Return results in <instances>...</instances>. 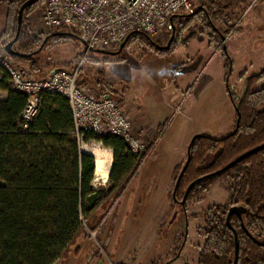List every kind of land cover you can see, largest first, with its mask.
<instances>
[{
    "label": "rangeland",
    "instance_id": "rangeland-1",
    "mask_svg": "<svg viewBox=\"0 0 264 264\" xmlns=\"http://www.w3.org/2000/svg\"><path fill=\"white\" fill-rule=\"evenodd\" d=\"M14 2L0 0L1 49L17 34L22 5ZM219 2L203 1L200 8L208 19L184 25L180 37L176 35L174 42L189 40L188 46L176 50L177 43H173L169 51H159L158 46L165 47L170 41L172 30L151 39L150 45L139 38L129 41L118 56L86 53L76 34L44 44L52 35L41 25L44 0L25 12L21 35L37 41L27 50L35 55L37 72L33 73L29 63L11 58L13 63L37 79L55 69L80 68L79 83L95 95L104 93L115 99L147 147L123 191L105 207V214L100 213L103 220L96 223V230L85 225V237H77L56 264H166L179 254L181 261L176 264H198L206 242V215L228 204L227 181L216 182L188 200L184 208L173 199L176 181L195 136L222 139L236 131L235 105L245 91V81L264 67V15L253 18L264 0L251 12L229 11L226 15L232 27L224 20L225 10ZM243 13L240 26L237 16ZM99 151L113 159L112 150L102 144L87 150L90 154ZM109 187V179L104 183L95 178V190ZM184 245L183 252L178 250Z\"/></svg>",
    "mask_w": 264,
    "mask_h": 264
},
{
    "label": "trees",
    "instance_id": "trees-1",
    "mask_svg": "<svg viewBox=\"0 0 264 264\" xmlns=\"http://www.w3.org/2000/svg\"><path fill=\"white\" fill-rule=\"evenodd\" d=\"M9 1H20L21 6L27 0ZM206 15L202 8L192 18H182L181 23L177 18L174 21L176 35L180 37L184 25L205 19ZM58 34L52 39L74 37ZM136 38L146 45L152 43L148 36L139 33L132 35L129 41ZM25 40L21 35L15 50L31 55L27 50L37 41L29 37ZM190 42H174L177 43L174 49L186 47ZM34 57L11 58L31 64L36 73ZM261 82L264 83V67L245 81V91L239 101V128L222 139L207 136L197 139L190 165L179 184L177 200L182 199L194 183L190 200L216 182L227 181L228 204L212 208L206 215V242L199 253L198 264H234L236 241L230 227L239 238L238 264H264V246L261 245L264 243V150L229 171L215 175L243 154L264 144V85L254 89ZM1 93L7 97H0V264H56L77 237H85V225L96 230L97 222L103 220L100 213L120 195L139 163L121 139L100 140L86 135V143L95 141L113 152L110 187L95 190L96 159L79 150L69 102L58 94H45L39 115L24 132L21 114L27 99L13 89L9 76L3 71H0ZM234 206L247 211L243 215L244 226L238 216H233L227 226L228 210ZM175 259L177 257L166 264Z\"/></svg>",
    "mask_w": 264,
    "mask_h": 264
},
{
    "label": "built area",
    "instance_id": "built-area-1",
    "mask_svg": "<svg viewBox=\"0 0 264 264\" xmlns=\"http://www.w3.org/2000/svg\"><path fill=\"white\" fill-rule=\"evenodd\" d=\"M203 1L44 0L41 25L50 34L65 32L79 35L88 49L116 51L136 33L145 34L150 39L171 33V19L193 14ZM260 1L252 0L249 10ZM236 27L234 25L233 30ZM86 55L81 65L86 61ZM0 71L9 76L13 89L27 99L21 114L22 131L27 132L39 115L43 96L58 94L69 102L74 119L73 133L82 153L95 144H101L95 141L86 143V135H94L100 140L115 137L124 142L138 163L142 162L147 147L134 133L129 117L110 95H95L82 86L79 83L80 68L55 69L46 77L37 79L23 72L5 49L0 48Z\"/></svg>",
    "mask_w": 264,
    "mask_h": 264
},
{
    "label": "water",
    "instance_id": "water-1",
    "mask_svg": "<svg viewBox=\"0 0 264 264\" xmlns=\"http://www.w3.org/2000/svg\"><path fill=\"white\" fill-rule=\"evenodd\" d=\"M43 0H28L26 1L19 9V12H18V25H17V34H16V37L14 40H12L11 42H9L6 46H5V52L10 56V57H19V58H32V55H25V54H21L20 52L16 51L14 49L15 45L17 44V42L19 41L20 39V36H21V32H22V27H23V22H24V14L26 12V10H28L29 8L35 6L36 4L42 2ZM202 8H199L196 12H194L193 14H190V15H183V16H176V17H173L171 19V23L173 25V33H172V36H171V39L170 41L168 42V44L165 46V47H159L158 46V50H161V51H169L175 41V37H176V30H175V25H174V20L176 18H192L196 13H198ZM60 34L58 33H54L48 37H46L45 41H44V44H46L49 40H51L52 38L58 36ZM70 35V34H68ZM134 35V34H133ZM132 36V35H131ZM131 36L125 40V42L122 43V45L120 46V48L115 51V52H112V51H105V50H96V49H88L87 47V44L85 43L84 40H82L81 38L80 41H82L85 49H86V53L87 51H90V52H93V53H99V54H103V55H106V56H118L120 55L126 48ZM224 42H225V37H223L222 39ZM43 44V45H44ZM224 50H226V47L224 48ZM231 93V92H230ZM239 104H236L235 107H236V112H237V115H238V119H237V125H236V129L239 128V124H240V110H239ZM201 137H204L202 135H197L195 136L189 146H188V149H187V161H186V164L185 166L183 167L177 181H176V184H175V187H174V191H173V199L175 201L176 204H179L181 207H185L186 206V203H187V200H188V197H189V194L194 186V183L191 184L189 186V188L187 189L182 201H178L177 198H176V195H177V190H178V187H179V184L187 170V168L189 167L190 165V162H191V151H192V147H193V144L195 143V141ZM264 150V144L243 154L242 156H240L239 158H237L236 160H234L233 162H231L228 166H226L225 168L219 170L218 172L215 173V175H219V174H222V173H225L227 171H229L230 169H232L234 166L238 165L239 163H241L242 161L246 160L247 158L261 152ZM91 155V154H90ZM246 210L243 208V207H239V206H234V207H231L229 210H228V214H227V226H230V221H231V218L233 216H238L242 225L244 224L243 223V215L246 214ZM177 215L178 214H175L174 216V220L177 218ZM244 226V225H243ZM232 230H233V233H234V236H235V241H236V258H235V262L234 264H238V259H239V251H240V245H239V238H238V234L237 232L232 228L230 227ZM262 246H264V243L261 244ZM180 257V254L177 256V258Z\"/></svg>",
    "mask_w": 264,
    "mask_h": 264
},
{
    "label": "crops",
    "instance_id": "crops-1",
    "mask_svg": "<svg viewBox=\"0 0 264 264\" xmlns=\"http://www.w3.org/2000/svg\"><path fill=\"white\" fill-rule=\"evenodd\" d=\"M220 2V4L222 5V7L224 8V10H225V12H224V20H228V16L226 15L229 11H231V10H235L236 9V12H238L239 10L241 11V12H247L248 10H249V7H250V5H251V2H252V0H234V1H232V0H219ZM259 4V3H258ZM258 4L256 5V6H258ZM261 6H259L258 7V10L256 11V13H255V15L253 16V18L254 19H257L259 16H261V15H259V14H262V15H264V2H263V4H260ZM255 6V7H256ZM255 7H253V9L255 8ZM252 9V10H253ZM248 12H251V10H249ZM244 14L245 13H243L242 15H238L237 17V19L238 20H241V18L244 16ZM227 23L232 27V25L233 24H231V21L230 20H228L227 21ZM243 24V22L240 24V26ZM27 74H30V76L32 77V74L31 73H28V72H26ZM0 97H1V99H6V97H7V95L6 94H3V93H1L0 94ZM86 154H90V153H88V152H86ZM184 249H185V245H184V247H183V250H182V252L184 251ZM181 252V253H182ZM181 256H182V254H180V257L179 258H177L176 260H174L171 264H176V262L178 263L179 262V260H180V258H181ZM181 261V260H180Z\"/></svg>",
    "mask_w": 264,
    "mask_h": 264
},
{
    "label": "bare ground",
    "instance_id": "bare-ground-1",
    "mask_svg": "<svg viewBox=\"0 0 264 264\" xmlns=\"http://www.w3.org/2000/svg\"><path fill=\"white\" fill-rule=\"evenodd\" d=\"M91 155L96 159V180L106 183L111 173L113 159L100 151Z\"/></svg>",
    "mask_w": 264,
    "mask_h": 264
},
{
    "label": "flooded vegetation",
    "instance_id": "flooded-vegetation-1",
    "mask_svg": "<svg viewBox=\"0 0 264 264\" xmlns=\"http://www.w3.org/2000/svg\"><path fill=\"white\" fill-rule=\"evenodd\" d=\"M176 20H177V18L174 21H176ZM159 51H161V50H159ZM181 250H183V249H181Z\"/></svg>",
    "mask_w": 264,
    "mask_h": 264
}]
</instances>
